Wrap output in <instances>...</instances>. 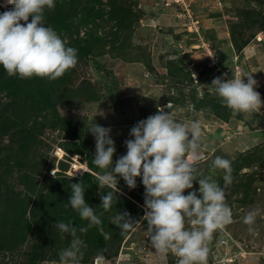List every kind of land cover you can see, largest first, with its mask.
Returning a JSON list of instances; mask_svg holds the SVG:
<instances>
[{"label":"rangeland","instance_id":"obj_1","mask_svg":"<svg viewBox=\"0 0 264 264\" xmlns=\"http://www.w3.org/2000/svg\"><path fill=\"white\" fill-rule=\"evenodd\" d=\"M99 1L93 0L96 8L105 10L95 22L83 10L44 13L46 26L78 50L74 68L48 79L49 97L65 122L28 123L36 140L22 149L33 136L20 128L31 118L25 107L16 110V96L0 91V264H59L58 254L71 237L58 222L73 224L84 241L79 264H177L178 257L151 247L140 177L134 189L119 176L111 189L99 188L97 178L106 170L93 162L95 138L89 131L95 123L111 129L115 162L127 152L130 129L161 107L177 122L199 120L206 150L198 178L210 177L223 187L224 170H213V161L217 156L231 161L233 182L225 202L233 222L208 242L207 264H264V0ZM85 2L76 0L80 6ZM4 3L0 7L10 10ZM67 17L70 28L60 29ZM234 75L245 82L253 75L260 109L233 116L209 91L215 77ZM81 181L101 226L88 228L68 203L71 183ZM198 189L194 181L184 194L195 190L201 198ZM110 190L115 202L104 212L100 196ZM254 209L255 223L244 224ZM119 212L141 223L122 234L111 219Z\"/></svg>","mask_w":264,"mask_h":264},{"label":"clouds","instance_id":"obj_2","mask_svg":"<svg viewBox=\"0 0 264 264\" xmlns=\"http://www.w3.org/2000/svg\"><path fill=\"white\" fill-rule=\"evenodd\" d=\"M9 5L12 6L10 10L0 12V65L8 76L56 80L76 66L78 50L68 46V41L44 22V13L46 9L55 8V0H5L3 6ZM246 78L247 82L235 75L232 79L218 76L207 85L233 116L262 107L260 93L254 90L257 81L253 75ZM166 107L171 109V103ZM89 131L95 138L93 162L106 170L97 178L100 189H111L117 176L122 177L130 189L136 188L138 177L142 179L145 187L142 220L147 221L150 244L156 253L173 254L179 258L177 264H207L208 242L215 232L233 222L232 209L225 202V190L233 182V169L230 160L217 156L213 170H224V186L210 177L198 178L197 164L205 159L206 150L199 120L177 122L171 111L158 108L156 114L138 121L130 129L132 138L124 142L127 152L115 162L116 147L111 129L95 123ZM52 175L56 177L55 170ZM194 181L199 183L201 198L195 190L184 194L185 190L193 189ZM70 189L68 203L81 219L88 221V228L101 226L96 210L85 200L82 181L71 183ZM100 199L99 207L104 212L110 211L115 202L113 191L102 193ZM258 214V209L249 211L243 223L253 225ZM111 219L122 234L141 223L127 212H119ZM57 228L71 237L68 246L58 254L59 264H79L82 248L86 245L77 228L64 222H58ZM99 230L107 238L103 228ZM85 231L86 228L79 229L80 233Z\"/></svg>","mask_w":264,"mask_h":264},{"label":"trees","instance_id":"obj_3","mask_svg":"<svg viewBox=\"0 0 264 264\" xmlns=\"http://www.w3.org/2000/svg\"><path fill=\"white\" fill-rule=\"evenodd\" d=\"M101 4V1L96 0V2ZM96 2L93 3V0H88L82 6L76 4V0H55V10H59V12H63L64 10L77 12V10H83L84 13L90 15L93 22H95L94 18H102L103 10H105L102 5L99 8H96ZM99 10V11H97ZM4 9L0 7V12H3ZM94 14L92 15L91 13ZM94 17V18H93ZM64 19L61 21L60 29H69L71 22V18ZM51 89V81L48 78H41L33 76L32 78L20 79L18 76H8L3 66L0 65V91H7V95L13 98L16 96V101L14 105L16 106V110L20 111L22 107L26 108L28 113V118H31L30 121H27L20 128V133L29 138V135H32V141L29 140L24 143L21 147L22 149H27L33 147V144L36 140L35 136L30 132L28 128V123L38 124L39 122L42 125L43 119L47 125L57 127L60 122H65L62 118L59 117L58 111L56 109V104L50 99L49 91ZM9 127L7 128L8 131ZM34 131V130H33ZM26 147H25V146Z\"/></svg>","mask_w":264,"mask_h":264},{"label":"built area","instance_id":"obj_4","mask_svg":"<svg viewBox=\"0 0 264 264\" xmlns=\"http://www.w3.org/2000/svg\"><path fill=\"white\" fill-rule=\"evenodd\" d=\"M191 18H192V16H191ZM192 22L194 23V20H192ZM197 25H198V23H197ZM197 25H196V30L199 31V28L197 27ZM72 166H73L72 169L76 168L78 166L77 162L73 163Z\"/></svg>","mask_w":264,"mask_h":264},{"label":"bare ground","instance_id":"obj_5","mask_svg":"<svg viewBox=\"0 0 264 264\" xmlns=\"http://www.w3.org/2000/svg\"><path fill=\"white\" fill-rule=\"evenodd\" d=\"M262 38H259V40H261ZM247 51H249V48L247 49ZM61 153H63V151L62 150H60V155H61ZM232 261V260H231Z\"/></svg>","mask_w":264,"mask_h":264}]
</instances>
